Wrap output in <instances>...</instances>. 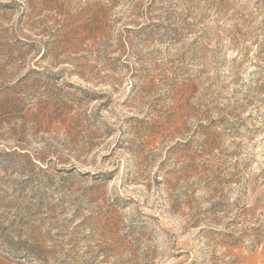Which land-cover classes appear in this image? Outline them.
<instances>
[{"label": "rangeland", "instance_id": "1", "mask_svg": "<svg viewBox=\"0 0 264 264\" xmlns=\"http://www.w3.org/2000/svg\"><path fill=\"white\" fill-rule=\"evenodd\" d=\"M0 264H264V0H0Z\"/></svg>", "mask_w": 264, "mask_h": 264}]
</instances>
